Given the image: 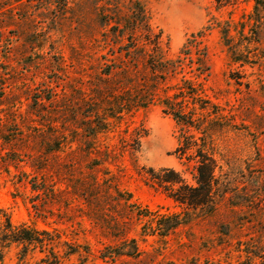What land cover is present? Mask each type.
<instances>
[{
	"label": "rangeland",
	"instance_id": "obj_1",
	"mask_svg": "<svg viewBox=\"0 0 264 264\" xmlns=\"http://www.w3.org/2000/svg\"><path fill=\"white\" fill-rule=\"evenodd\" d=\"M136 2L162 31L161 59L210 22L230 26L203 36L212 104L194 107L216 160L213 207L187 209L151 184L148 168H172L194 185L180 130L156 103L126 109L111 88L126 75L105 74L129 61L111 20ZM132 36L134 61H159ZM0 208L47 243L0 245V264H46L48 247L57 264H264V0H0ZM145 209L181 223L160 235ZM123 235L141 253L103 260Z\"/></svg>",
	"mask_w": 264,
	"mask_h": 264
},
{
	"label": "trees",
	"instance_id": "obj_2",
	"mask_svg": "<svg viewBox=\"0 0 264 264\" xmlns=\"http://www.w3.org/2000/svg\"><path fill=\"white\" fill-rule=\"evenodd\" d=\"M215 1L219 4L225 0ZM111 22L120 27L121 36L123 34V37L126 38L123 43V46L126 47L125 54H129V61H113V64L105 71V74L108 75L119 69L126 75L122 76L125 82L120 79L112 84V90L124 89L121 92L124 96L121 103L124 104L123 106L126 105L125 108L128 110L135 107H146L151 103L158 104L163 113L173 118L180 130L178 146L175 151L181 158L193 163L194 185L190 184L179 171L172 168L161 169L160 171L164 174L156 172L153 168H148L147 178L167 197L187 209L211 205L213 207L214 189L217 186L216 160L206 139L194 134L193 130H200L196 118H194V107L204 109L212 104L205 84L210 75V66L202 56L205 52L200 45L203 36L207 29L216 26L221 37L226 39L230 26H220L216 22H210L186 38L175 59L166 60L160 57L162 56V31H154L150 27L147 12L141 3H134L130 13L123 19L116 18ZM135 31L141 34L143 41L153 51L154 54L151 56H159V61H152L150 57L147 58V61H134L136 48L133 46L135 39L132 33ZM167 43L168 41H166ZM192 49L196 51L195 57H192L189 52ZM101 94L104 95V93ZM197 120H199L198 117ZM202 132L207 137V134ZM145 216L152 217V219L159 216L158 220L161 222L157 220V230L160 235H166L181 223L178 213L157 214L156 216L155 212L145 209ZM120 239L119 244L105 246L101 249L100 257L103 260H114L120 256H137L141 253L135 238L123 235ZM20 240L39 243L41 246L47 244L44 239L39 237L37 230L14 226L0 208V245L3 247L7 243ZM48 249L51 259L47 258L45 263L57 264L59 262L58 255L52 247H48Z\"/></svg>",
	"mask_w": 264,
	"mask_h": 264
}]
</instances>
